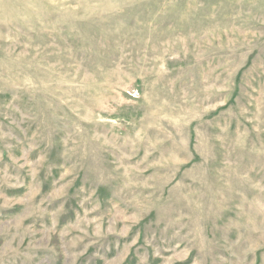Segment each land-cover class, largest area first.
I'll return each instance as SVG.
<instances>
[{"label":"rangeland","instance_id":"rangeland-1","mask_svg":"<svg viewBox=\"0 0 264 264\" xmlns=\"http://www.w3.org/2000/svg\"><path fill=\"white\" fill-rule=\"evenodd\" d=\"M0 264H264V0H0Z\"/></svg>","mask_w":264,"mask_h":264}]
</instances>
